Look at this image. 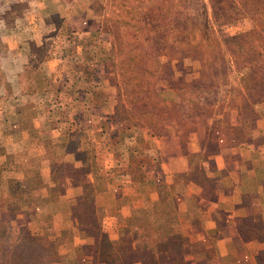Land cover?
Segmentation results:
<instances>
[{
    "label": "rangeland",
    "instance_id": "rangeland-1",
    "mask_svg": "<svg viewBox=\"0 0 264 264\" xmlns=\"http://www.w3.org/2000/svg\"><path fill=\"white\" fill-rule=\"evenodd\" d=\"M256 16L264 0H0L5 251L264 264V59L223 41Z\"/></svg>",
    "mask_w": 264,
    "mask_h": 264
},
{
    "label": "trees",
    "instance_id": "trees-1",
    "mask_svg": "<svg viewBox=\"0 0 264 264\" xmlns=\"http://www.w3.org/2000/svg\"><path fill=\"white\" fill-rule=\"evenodd\" d=\"M168 6L169 3L165 5V10H167ZM255 21L256 26L259 25V28H255L244 33H238L232 37L223 39L229 47H232L230 50L232 57L234 56L237 59H242L249 63L258 62V58L261 55L264 59V18L260 20L259 17L256 16ZM257 47L260 50L256 49ZM246 72H251L249 66H247ZM169 232H167L165 240L169 237L174 240L179 239L175 230L173 232ZM156 243L159 246L161 245L159 244L160 240L156 241ZM131 248V250H133L132 246ZM55 258L56 249L54 247V243L51 240L45 239L44 236L32 237L28 240L21 241L17 243L10 252L5 251L0 241V264H48ZM154 264H156L155 261Z\"/></svg>",
    "mask_w": 264,
    "mask_h": 264
}]
</instances>
